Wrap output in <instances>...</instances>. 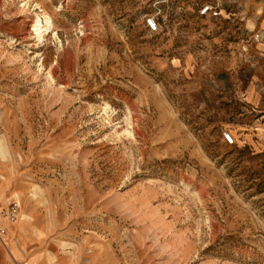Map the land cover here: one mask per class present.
<instances>
[{"label":"rangeland","instance_id":"1","mask_svg":"<svg viewBox=\"0 0 264 264\" xmlns=\"http://www.w3.org/2000/svg\"><path fill=\"white\" fill-rule=\"evenodd\" d=\"M204 2L0 0L8 264H264V147L221 134L258 42Z\"/></svg>","mask_w":264,"mask_h":264},{"label":"crops","instance_id":"2","mask_svg":"<svg viewBox=\"0 0 264 264\" xmlns=\"http://www.w3.org/2000/svg\"><path fill=\"white\" fill-rule=\"evenodd\" d=\"M205 3L219 4V14L214 17L225 15L226 18H237L242 22L243 29L247 33L262 31L264 34V0H211V2L200 4L198 9ZM252 47L251 51L244 55L245 62L250 68L249 77L240 90L237 101L230 105L231 120L226 124L229 125L231 129L229 131L233 136L240 134L245 143L264 147V36ZM232 91L234 90H230L229 93ZM17 220L9 222L7 226L0 222V229H4V233L0 234L2 246H0V264H8L5 252L14 259H19L24 255L25 251L22 246L15 249L10 238H14L18 234L22 239H27L29 236L27 224L24 233H8L9 227L16 224ZM29 260L24 264H38L39 262L37 256L33 255Z\"/></svg>","mask_w":264,"mask_h":264},{"label":"built area","instance_id":"3","mask_svg":"<svg viewBox=\"0 0 264 264\" xmlns=\"http://www.w3.org/2000/svg\"><path fill=\"white\" fill-rule=\"evenodd\" d=\"M218 7H219L218 3L215 4L205 3L200 6V8L198 9V13L201 16L207 14H210L211 16H217L219 14ZM143 21L148 31L150 32L158 31L159 25L154 15H146ZM263 36L264 34L262 31H255L251 36V39L252 41L258 42L263 38ZM242 49L246 51L247 44H244ZM221 134H222V139L226 144L233 145L235 143V138L229 130L222 131ZM19 210H20V201L17 196H12L7 200L6 208L3 212V216L8 222H15L19 216ZM3 233H4V229L1 228L0 234Z\"/></svg>","mask_w":264,"mask_h":264},{"label":"bare ground","instance_id":"4","mask_svg":"<svg viewBox=\"0 0 264 264\" xmlns=\"http://www.w3.org/2000/svg\"><path fill=\"white\" fill-rule=\"evenodd\" d=\"M50 20H51V17L48 15V17H47V22H48L49 26L51 27L52 24H51ZM39 24H40V20L38 19V20L36 21V24L34 25L35 29L37 28V26H38ZM39 29H42V27H40ZM39 29H36V30L38 31ZM42 31H45V30H42ZM18 218H19V217H18Z\"/></svg>","mask_w":264,"mask_h":264}]
</instances>
